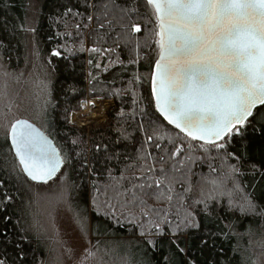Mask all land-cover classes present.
<instances>
[{
  "label": "trees",
  "instance_id": "obj_1",
  "mask_svg": "<svg viewBox=\"0 0 264 264\" xmlns=\"http://www.w3.org/2000/svg\"><path fill=\"white\" fill-rule=\"evenodd\" d=\"M145 2L0 0V58L12 85L38 63L47 70L49 106L34 121L63 160L47 184L32 181L14 154L18 120L0 131L5 264L47 263L48 247L31 229L33 202L63 185L67 207L88 227V253L111 241V264H256L264 256V104L219 148L174 126L156 109L158 23ZM96 97L113 100L104 122L69 121ZM248 205L254 210H241Z\"/></svg>",
  "mask_w": 264,
  "mask_h": 264
},
{
  "label": "snow or ice",
  "instance_id": "obj_2",
  "mask_svg": "<svg viewBox=\"0 0 264 264\" xmlns=\"http://www.w3.org/2000/svg\"><path fill=\"white\" fill-rule=\"evenodd\" d=\"M147 2L161 20L159 90L154 86V95L177 128L193 139L223 147L216 141L237 133L257 101L264 104V0ZM33 132L27 121H16L13 145L24 173L47 184L62 161L54 149L41 147V164L33 163L38 143Z\"/></svg>",
  "mask_w": 264,
  "mask_h": 264
},
{
  "label": "rangeland",
  "instance_id": "obj_3",
  "mask_svg": "<svg viewBox=\"0 0 264 264\" xmlns=\"http://www.w3.org/2000/svg\"><path fill=\"white\" fill-rule=\"evenodd\" d=\"M145 7L156 17L151 4L145 2ZM2 62L0 58V131H8L16 120L37 123L34 117L40 118L49 106L47 70L38 63L34 71L32 69L28 74L26 71L20 72L17 75L19 81L15 82L19 86H15L16 84L12 85L14 79H10L12 74L7 72ZM12 97L15 101L11 104ZM90 99L92 98L85 100L87 103L82 109L80 105L75 121L78 124H74L88 126L104 122L105 115L102 114L101 107L110 106L113 100L101 98L103 100L100 103ZM17 131L19 133L20 126ZM65 190L63 185L33 202L31 229L48 247L46 264H111V241L98 244L94 256L88 254V227L78 210L72 211L67 207ZM256 264H264V256L258 257Z\"/></svg>",
  "mask_w": 264,
  "mask_h": 264
},
{
  "label": "water",
  "instance_id": "obj_4",
  "mask_svg": "<svg viewBox=\"0 0 264 264\" xmlns=\"http://www.w3.org/2000/svg\"><path fill=\"white\" fill-rule=\"evenodd\" d=\"M153 6V5H152ZM154 9V7H153ZM155 11V9H154ZM155 14H156V20H157V23H158V55H157V58L154 62V65H153V68H152V87L154 88V86L157 88V91L159 90V71L156 67V64H157V61L160 59V55H161V47H160V40H161V35H160V32H161V20H160V14L157 13L155 11ZM155 81V82H154ZM156 97V109L158 112H160L164 117H166L170 122L172 121L173 117L167 112V110L163 107V102L161 100H159L157 98V96L155 95ZM159 105V106H158ZM263 104L259 103V101H257L255 103V105L251 108V112L253 114V112L255 111V109H257L258 107L262 106ZM251 116H249L247 118V120L250 118ZM245 120V121H247ZM244 121V122H245ZM243 122V123H244ZM174 126H176L175 123L171 122ZM29 124V123H28ZM30 125L33 126V129H34V132L32 133V135L36 138V140L38 141L37 143V146H36V149H34V151L37 152V159H35L33 161V163H35L36 165H40L41 164V160L39 159V152H38V149L43 147L46 151H49V150H52L54 149L55 152L58 154V156L60 157V160L62 161L61 164H60V167H59V170L56 172V174L52 177L54 178L58 172L60 171L61 167H62V164H63V160H62V157H61V154L59 153V150L57 149V147L55 146L53 140L49 137V135L40 127L38 126L36 123H31ZM180 129V128H179ZM21 130V129H20ZM181 130V129H180ZM184 132V131H183ZM186 134V132H184ZM187 135V134H186ZM194 135H199V133H194ZM191 137V136H190ZM196 141L198 142H201V143H204V144H210L204 140H199V139H195ZM46 142V143H45ZM14 154H15V157L17 159V161L20 163V158L17 156V150H16V147L14 148ZM21 164V163H20ZM51 178V179H52Z\"/></svg>",
  "mask_w": 264,
  "mask_h": 264
},
{
  "label": "built area",
  "instance_id": "obj_5",
  "mask_svg": "<svg viewBox=\"0 0 264 264\" xmlns=\"http://www.w3.org/2000/svg\"><path fill=\"white\" fill-rule=\"evenodd\" d=\"M106 99H109V98H105V100H106ZM101 100H103V99H101V98H92V99H90V101H98V102L102 103ZM85 103H87V102L84 101V102L81 103V109H82L83 106L86 105ZM112 106H113V103H111L110 106L105 105V106L101 107L102 114L106 116L107 112L110 110V108H111ZM78 114H79V112H77V111H73V112H71V114H70V116H69V121L72 122V123H77V122H75V121H76V116H77ZM77 124H78V123H77Z\"/></svg>",
  "mask_w": 264,
  "mask_h": 264
}]
</instances>
